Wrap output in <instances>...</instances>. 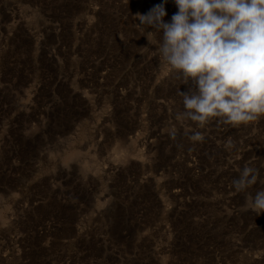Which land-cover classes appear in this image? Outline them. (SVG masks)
Returning <instances> with one entry per match:
<instances>
[{"label":"rangeland","instance_id":"1","mask_svg":"<svg viewBox=\"0 0 264 264\" xmlns=\"http://www.w3.org/2000/svg\"><path fill=\"white\" fill-rule=\"evenodd\" d=\"M161 4L0 0V264H264V117L176 119L188 86L136 19Z\"/></svg>","mask_w":264,"mask_h":264},{"label":"clouds","instance_id":"2","mask_svg":"<svg viewBox=\"0 0 264 264\" xmlns=\"http://www.w3.org/2000/svg\"><path fill=\"white\" fill-rule=\"evenodd\" d=\"M178 11L165 22L163 4L137 14L161 63L176 74L183 111L178 121L197 128L215 119L233 127L264 117V0H174ZM162 33V35H161ZM159 38L156 39L155 37ZM147 49V47H143ZM171 136L175 138L176 130ZM189 139L202 142L201 131ZM259 179V169L245 164L232 186L246 192ZM246 206L264 212V188L246 196Z\"/></svg>","mask_w":264,"mask_h":264}]
</instances>
